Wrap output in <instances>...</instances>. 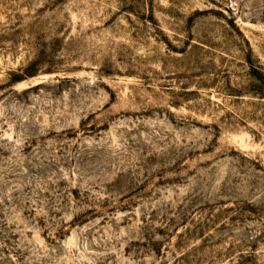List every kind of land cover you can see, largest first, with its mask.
Instances as JSON below:
<instances>
[{
    "label": "rangeland",
    "instance_id": "374dc122",
    "mask_svg": "<svg viewBox=\"0 0 264 264\" xmlns=\"http://www.w3.org/2000/svg\"><path fill=\"white\" fill-rule=\"evenodd\" d=\"M0 264H264V0H0Z\"/></svg>",
    "mask_w": 264,
    "mask_h": 264
}]
</instances>
